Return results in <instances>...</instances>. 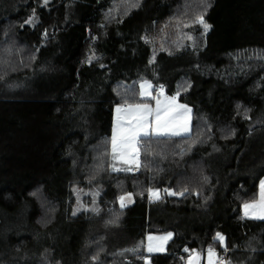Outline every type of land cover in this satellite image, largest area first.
<instances>
[{"label": "trees", "instance_id": "obj_1", "mask_svg": "<svg viewBox=\"0 0 264 264\" xmlns=\"http://www.w3.org/2000/svg\"><path fill=\"white\" fill-rule=\"evenodd\" d=\"M206 3L0 0V264H187L218 232L228 264H264V220L242 211L264 177V0ZM144 80L192 106L193 134L113 172L115 107ZM150 232H172L166 252Z\"/></svg>", "mask_w": 264, "mask_h": 264}, {"label": "snow or ice", "instance_id": "obj_2", "mask_svg": "<svg viewBox=\"0 0 264 264\" xmlns=\"http://www.w3.org/2000/svg\"><path fill=\"white\" fill-rule=\"evenodd\" d=\"M47 3V0H45ZM205 3V11L207 7H210ZM138 6V5H136ZM25 23L31 24L32 20H26ZM194 23L202 26L203 31L206 33L210 28L205 19L204 14L200 13L195 17ZM191 25H184V27H190ZM47 35V33H45ZM191 40L192 37L188 36ZM94 57H89L87 62H91ZM155 60V55L153 56ZM140 96L149 97L155 100L156 107L153 108L147 103L140 104H127L118 106L116 108L117 118L116 125L112 131L110 138V156H111V171L119 172H133L139 170L142 166L141 156L142 149H144L145 158L151 155L148 152V144H142V140L150 141L153 137H190L193 134L192 125V109L186 104H180L177 102V96H165L163 86L159 87L160 96L163 99L158 98L152 94L153 86L151 82L144 81L139 85ZM120 163L125 167H116V164ZM259 200H253L251 203H245L243 205L244 215L249 218L264 220V180L260 181ZM150 198L159 200L161 198L160 189H148ZM164 192L169 196H184L188 193V189L184 188L181 191L164 189ZM199 195V193H194ZM36 195V193H32ZM132 193H127L119 197L120 207H125V201H131ZM75 215V213H73ZM172 238V233H168L166 236L153 237L148 236L149 241L147 245V251L159 252L164 250V244ZM215 242L221 245L222 251L227 253L228 247L225 243V236L221 233H216L214 237ZM153 241H156L154 244ZM185 252L189 250L184 249ZM219 253L214 249H207V264H228V261L218 259ZM95 260L96 257H93ZM200 255L196 254L195 259H189L188 264H198Z\"/></svg>", "mask_w": 264, "mask_h": 264}, {"label": "rangeland", "instance_id": "obj_3", "mask_svg": "<svg viewBox=\"0 0 264 264\" xmlns=\"http://www.w3.org/2000/svg\"><path fill=\"white\" fill-rule=\"evenodd\" d=\"M144 81H149V82H151L150 80H144ZM151 84H152V86H153V83L151 82ZM152 94L154 95V96H157L158 97V95H157V93L156 92H154L153 90H152ZM143 98H145V97H143ZM152 101V99L151 98H149V99H147L146 98V100L145 101H142V102H151ZM139 103V102H138ZM136 104V103H135ZM149 105H151V103H149ZM120 106H123V105H120ZM118 106H116L115 107V110H114V127H115V125H116V118H117V113H116V108H117ZM151 107H152V105H151ZM143 141H145V140H143ZM149 199L150 200H152L153 198H150V195H149ZM154 200V199H153ZM7 221H6V225H5V229H4V232H6V233H9V234H11V228H13V223H12V221H14L15 222V220H17L15 217H12L11 219H9V218H7L6 219ZM168 233H172V232H164V233H154V232H150V233H147L146 234V242H145V251H146V253H148V254H153V253H163V252H166V250H167V243H168V241L170 240H168L165 244H164V250L163 251H159V252H151V253H149L148 251H147V245H148V243H149V241L147 240V237L148 236H153V237H161V236H166ZM153 243L155 244L156 243V241H153ZM217 253H219V251H217V250H215ZM193 259V258H192ZM188 262H189V259H188ZM188 264V263H187ZM203 264H207V256H206V261H205V263H203Z\"/></svg>", "mask_w": 264, "mask_h": 264}, {"label": "crops", "instance_id": "obj_4", "mask_svg": "<svg viewBox=\"0 0 264 264\" xmlns=\"http://www.w3.org/2000/svg\"><path fill=\"white\" fill-rule=\"evenodd\" d=\"M142 82H144V81H142ZM142 82H140L139 85H140ZM139 90H140V88H139ZM152 90H153L154 92L157 93L158 98L163 99V97L160 96L159 88H157V90H156L155 86L153 85V89H152ZM165 96H172V95H165ZM142 98H143V97H142ZM146 98L149 99V97H145V98H143L144 100H142V101H145ZM142 101H140L139 103H136V104L144 103V102H142ZM177 102L180 103V104H184V103H182L181 101H179L178 98H177ZM145 103H147V104L151 103V105H152L153 108L156 107L155 100H152L151 102H145ZM124 105H127V104H124ZM186 105H187V104H186ZM187 106H188L189 108L192 109V106H189V105H187ZM191 115H192V113H191ZM113 129H114V120H113L112 131H113ZM261 180H264V177H263ZM259 185H260V183H259ZM153 190H155V189H153ZM259 192H260V187H259ZM125 195H126V194H125ZM257 200H259V196H258V199H257ZM133 201H134V198H133V195H132V199H131V201H125V205L128 206V205L132 204ZM251 202H252V201H249V202H246V203H251ZM244 204H245V203H244ZM244 204H243V205H244ZM243 205H242V211H243V214H244V208H243ZM214 250H216V249H214ZM147 254H148V253H147ZM196 254H199V255H200V260H199L198 264H203V263H205V261H206V256H207V250L204 251V252H193V253L190 254V256H189L188 259H192V258L195 259ZM148 255H150V254H148ZM146 264H152V263L150 262V259H149V258L147 259Z\"/></svg>", "mask_w": 264, "mask_h": 264}, {"label": "built area", "instance_id": "obj_5", "mask_svg": "<svg viewBox=\"0 0 264 264\" xmlns=\"http://www.w3.org/2000/svg\"><path fill=\"white\" fill-rule=\"evenodd\" d=\"M134 171H136V170H134ZM152 200H153V199H152ZM229 251H230L229 248H228L227 253H224L223 251H220V252H219V257H218V259H223V260L228 261V253H229Z\"/></svg>", "mask_w": 264, "mask_h": 264}]
</instances>
